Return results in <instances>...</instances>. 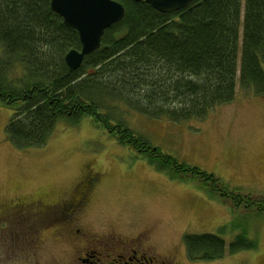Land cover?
<instances>
[{"label":"rangeland","instance_id":"obj_1","mask_svg":"<svg viewBox=\"0 0 264 264\" xmlns=\"http://www.w3.org/2000/svg\"><path fill=\"white\" fill-rule=\"evenodd\" d=\"M103 101L114 125L125 126L182 168L164 167L160 158L150 162L93 125L90 117L77 124L58 119L41 147L17 148L5 137L13 111L0 104V197L11 203L17 195L30 194L54 203L69 192L87 165L98 172L99 183L79 216L86 234H145L152 254L175 255L183 264H264V210L246 207L247 201L264 198V96L243 91L237 83L233 100L209 109L201 119H171L141 112L125 100ZM136 103L140 105H132ZM12 213L11 220L0 223V264L68 261L71 243L55 241L50 229L43 228V242L27 249L21 242L27 228L21 232L17 226L30 223L28 230L33 232L42 221ZM205 234L224 241L223 257L189 259L186 237ZM240 237L255 248L230 254V244Z\"/></svg>","mask_w":264,"mask_h":264},{"label":"trees","instance_id":"obj_2","mask_svg":"<svg viewBox=\"0 0 264 264\" xmlns=\"http://www.w3.org/2000/svg\"><path fill=\"white\" fill-rule=\"evenodd\" d=\"M115 1L124 7L122 20L71 70L64 56L80 48L78 35L51 10L50 0H0V104L13 111L5 137L17 148H38L58 119L77 124L90 117L150 162L160 158L164 167L182 168L114 125L103 99L171 119H201L231 102L237 83L264 96V0H192L169 14L143 0ZM246 207L264 210V198ZM184 245L188 258L200 261L220 259L226 249L221 238L207 234L188 236ZM253 248L240 237L228 252Z\"/></svg>","mask_w":264,"mask_h":264},{"label":"flooded vegetation","instance_id":"obj_3","mask_svg":"<svg viewBox=\"0 0 264 264\" xmlns=\"http://www.w3.org/2000/svg\"><path fill=\"white\" fill-rule=\"evenodd\" d=\"M82 172L69 192L63 193L59 200L51 204L34 199L30 194L17 195L11 203L0 197V223L6 219L11 220L13 211L22 213L27 218H38L42 221L38 231L28 230L32 228L30 223L17 226L21 232L27 228V234H21L22 244L27 249L28 246L35 248L38 243L43 242V234L39 235L41 230L50 229L51 237L55 241L71 243L70 256L65 264H183L175 255L162 257L152 254V246L145 234L127 237L113 232L102 236L86 234L78 224L79 216L92 202L99 183V174L87 165ZM41 208L42 217L39 215ZM47 220H50V224H43ZM75 224L78 225L77 228H74ZM10 240L16 242L13 237Z\"/></svg>","mask_w":264,"mask_h":264},{"label":"water","instance_id":"obj_4","mask_svg":"<svg viewBox=\"0 0 264 264\" xmlns=\"http://www.w3.org/2000/svg\"><path fill=\"white\" fill-rule=\"evenodd\" d=\"M135 2L141 0H133ZM154 10L169 14L187 7L192 0H143ZM49 6L63 21L76 31L80 48L71 49L64 56L71 70L80 67L85 56L97 50L104 31L121 21L124 7L115 0H50Z\"/></svg>","mask_w":264,"mask_h":264}]
</instances>
